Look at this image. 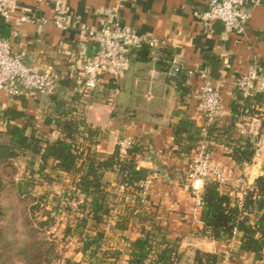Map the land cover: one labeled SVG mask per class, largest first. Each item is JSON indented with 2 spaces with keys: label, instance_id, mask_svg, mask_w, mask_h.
<instances>
[{
  "label": "crops",
  "instance_id": "0c3cea01",
  "mask_svg": "<svg viewBox=\"0 0 264 264\" xmlns=\"http://www.w3.org/2000/svg\"><path fill=\"white\" fill-rule=\"evenodd\" d=\"M208 1L128 0L123 7H117L114 0H65L60 18L67 31L53 25L24 24L14 27L0 17V37L11 41L14 51L24 58L31 69L41 73L56 71L68 74L61 80L58 92L72 103L79 118L99 129L95 151L100 157L113 155L122 138H132L147 148L146 155L138 159V167L147 169L149 174L157 173V178L143 209L145 215L167 231L170 240L180 244L183 256L180 264H192L197 250L224 254L230 250L232 256L225 264H259L254 263L247 253L240 252L237 242L219 243L202 235L201 208H196L187 173L196 149L206 144L214 163L224 170L227 178V187L221 190L242 198L238 191L239 178L246 176L250 184H254L262 175L263 165L237 166L231 157V149L220 140L200 141L187 156L178 154L174 141V128L185 118H190L195 131L206 138L208 126L198 110L203 85H212L222 94L225 116L216 124L221 127L229 125L234 118L232 105L236 100L237 78L253 64L258 66L264 78V0L252 7L244 31L229 36L220 23L210 29L202 23L201 15ZM54 9V0H23L15 18L26 13L51 20L55 16ZM113 16L147 38L169 42L184 66L185 92L181 93L167 72L159 69L157 63L162 52L151 49L150 61L131 58L125 76L118 82L106 83L87 97L76 91L74 76L80 74L85 62L98 49L96 43L83 40L80 32L99 30ZM110 97H114L112 107L108 105ZM259 108L264 112V104ZM51 111L50 98L36 93L18 98L2 95L0 131H5V124L21 125L24 117H31L38 131L47 132L56 140L58 131L45 124ZM15 114L22 116L17 119ZM241 135L238 120L231 137L237 139ZM4 139L3 135L1 140ZM20 163L22 168L17 167L16 175L19 172L21 175L18 178L15 175L17 182L26 175L24 161ZM52 178L47 188L58 185L61 194L71 188L69 176L53 174ZM105 179L112 187H118L115 174L108 173ZM130 221L124 233L115 231L109 234V247L110 244L111 248L120 245L122 249L116 250L125 253L127 244L123 238L135 241L141 236L143 228H151L150 222L142 224L136 216ZM260 264H264V260Z\"/></svg>",
  "mask_w": 264,
  "mask_h": 264
},
{
  "label": "trees",
  "instance_id": "16d2710c",
  "mask_svg": "<svg viewBox=\"0 0 264 264\" xmlns=\"http://www.w3.org/2000/svg\"><path fill=\"white\" fill-rule=\"evenodd\" d=\"M149 50L143 48L135 51L136 59L149 62ZM161 52L157 65L160 70L167 72L172 51ZM183 71L172 78L181 93L185 92L186 76ZM110 84L108 82L106 85ZM50 101L52 111L47 115L45 124L58 131V139L53 140L47 132L38 131L31 117H24L21 125L5 124V131H0V223L6 222L8 217L3 207L6 198L12 197L15 202L25 203L31 199L33 186H42L45 182L52 181L53 174H63L71 178L72 185L63 191L59 200L75 215L73 220H77L74 229L67 228L65 236L75 237L82 245L85 260L91 264L95 261L99 264H115L122 256L127 255L126 264H180L183 260L180 244L170 240L167 231L145 215L141 203L139 184L148 177L149 171L138 167V159L146 155L147 148L135 142L125 161L120 160L118 150L113 155L102 158L95 151L99 129L89 126L84 118H79L75 107L60 95V91L51 96ZM263 104V94H258L251 100H243L237 91L232 105L233 120L227 126H209L206 138L201 136V132L195 131L190 118L183 119L175 126L173 133L178 154L189 155L200 141L220 140L231 149V157L237 166L251 164L254 156L251 140L243 134L232 139L231 134L236 130L243 110L255 107L260 112L259 107ZM14 116L18 119L22 115ZM3 135L4 141L1 140ZM19 161H24L26 168L24 182L15 180L17 171L14 164ZM108 173L116 175L118 187H112L106 181ZM81 197L84 202L73 212L70 202ZM112 216L116 220L110 233H124L134 216L142 224L150 222L151 228H143L141 236L135 241L123 238L127 244L125 253L120 250H104L110 234L105 231L104 225ZM200 219L204 237L219 243L237 242L240 252L250 255L254 263H261L264 260V166L262 175L242 198L223 192L216 182L206 181ZM50 223L51 221L43 223L41 227L45 228ZM5 232L13 237L9 245L15 244L17 247L19 244L18 253L28 254L22 239L16 237L18 230L16 226L14 228V224L9 225L8 229L0 228V237ZM42 235L45 236L46 232H42ZM41 245L45 253L44 264H49L56 248H47L45 239ZM102 250L103 256L100 257ZM192 264H225V254L197 250Z\"/></svg>",
  "mask_w": 264,
  "mask_h": 264
},
{
  "label": "built area",
  "instance_id": "2783aa9c",
  "mask_svg": "<svg viewBox=\"0 0 264 264\" xmlns=\"http://www.w3.org/2000/svg\"><path fill=\"white\" fill-rule=\"evenodd\" d=\"M22 1L0 0V17L14 27L24 24L41 27L53 25L63 31L68 30L60 18L65 0H54L55 16L51 20L30 16L26 13L21 14L18 19L15 18ZM114 1L117 7H123L128 0ZM259 4L260 0H209L207 8L201 15V21L209 29L216 23H220L227 36L235 32L242 33L245 25L250 20L252 7ZM80 36L83 40L98 45L96 54L85 62L80 74L74 76L76 91L85 97L96 93L108 82L121 80L129 68L131 58L135 57V51L143 48H149L153 51H172V58L169 62L170 67L167 71L169 78H175L184 69L179 54L167 40L147 38L122 24L116 16L105 22L99 30L81 31ZM67 76L68 74L62 75L56 71L41 73L31 69L24 58L14 51L11 41L0 37V97L7 95L11 98H18L28 93H36L50 98L58 92L61 80ZM235 87L240 92L243 100H251L258 94L264 95V78L258 66L253 64L246 73L241 74L236 80ZM113 104L114 97H110L108 105L112 107ZM198 110L208 127L220 122L225 116L221 92L212 85H203L200 89ZM257 110L255 107L246 108L239 117V122L241 133L251 140L254 147L251 164L264 166V112L262 110L257 112ZM134 144L135 141L132 138H122L118 141L117 150L121 161L129 158V153ZM156 178L157 173L149 174L139 184L143 206L149 200ZM187 179L196 208H202L203 206V192L206 181L216 182L221 189L227 187L225 172L214 163L212 153L206 144H201L196 149L195 156L190 163ZM238 183V191L242 196L253 187L246 176L241 177ZM73 202L77 207V211L78 207L84 202V198L81 197L79 200L71 201V208ZM115 220V216L107 219L104 225L106 232H111ZM231 256L232 252L228 250L225 253V261Z\"/></svg>",
  "mask_w": 264,
  "mask_h": 264
},
{
  "label": "rangeland",
  "instance_id": "374dc122",
  "mask_svg": "<svg viewBox=\"0 0 264 264\" xmlns=\"http://www.w3.org/2000/svg\"><path fill=\"white\" fill-rule=\"evenodd\" d=\"M16 163L15 168H20V161ZM18 174L21 175L20 172ZM19 175H16V178ZM24 180L25 178H19V182H24ZM23 185L25 184L23 183ZM46 185H48L47 182L44 183V188L43 185L33 186L31 199L25 203L15 202L12 197L3 201V207L6 209L8 217L6 222L0 223V228L8 229L9 225L14 224V228L16 226L18 230L16 237L22 239L23 247L28 249V254L21 255L18 253L19 244L17 247L15 244L9 245L13 237L5 232L7 235L4 233L0 237V264H44L45 253L41 245L44 239L47 242V248L52 246L56 248L49 259V264H91L88 260H85L82 245L76 238L65 236L67 228L74 229L77 220H73L75 215L72 212L70 213L68 208L59 200L61 191H59L58 185H52L50 188H47ZM71 206L70 209L76 211L77 207L74 202ZM49 221H51L49 225L45 228L41 227L43 223ZM42 232H46V235L43 236ZM105 246L104 250L110 249L111 252L118 248L122 249L120 245L111 248V244L109 247L107 243ZM104 250L99 254L100 257L103 256L102 252ZM125 257L126 255L122 256L115 264H126L127 258L125 259ZM92 264H99V262L95 261Z\"/></svg>",
  "mask_w": 264,
  "mask_h": 264
},
{
  "label": "water",
  "instance_id": "95a60500",
  "mask_svg": "<svg viewBox=\"0 0 264 264\" xmlns=\"http://www.w3.org/2000/svg\"><path fill=\"white\" fill-rule=\"evenodd\" d=\"M59 29V28H58ZM61 30V29H60Z\"/></svg>",
  "mask_w": 264,
  "mask_h": 264
}]
</instances>
